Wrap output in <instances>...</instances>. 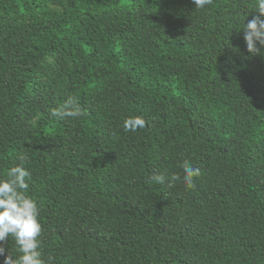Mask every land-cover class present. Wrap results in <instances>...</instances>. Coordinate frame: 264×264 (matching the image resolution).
Returning a JSON list of instances; mask_svg holds the SVG:
<instances>
[{
	"label": "trees",
	"instance_id": "16d2710c",
	"mask_svg": "<svg viewBox=\"0 0 264 264\" xmlns=\"http://www.w3.org/2000/svg\"><path fill=\"white\" fill-rule=\"evenodd\" d=\"M259 2L0 0V182L27 158L44 264H264Z\"/></svg>",
	"mask_w": 264,
	"mask_h": 264
},
{
	"label": "clouds",
	"instance_id": "9594fccd",
	"mask_svg": "<svg viewBox=\"0 0 264 264\" xmlns=\"http://www.w3.org/2000/svg\"><path fill=\"white\" fill-rule=\"evenodd\" d=\"M197 9L203 10L213 4V0H192ZM256 15L246 24L244 31V40L247 51L252 56L261 55L260 49H264V0L258 3ZM259 45V48L257 47ZM51 115L59 119H78L85 115V112L79 107L78 101L69 99L60 109L52 110ZM147 122L142 118H132L124 122V131L135 133L138 130H144ZM22 158L21 166L15 167L9 172V179L0 182V245L8 242L12 237L18 247V251L22 254L18 261H14L8 254L4 260V264H44L41 259L40 237L42 236V227L38 222L40 209L36 202L28 195L31 175L23 167ZM185 172L184 183L195 187L193 177H200L201 171L198 165L189 162L183 164ZM158 184H164L165 180L162 176L153 178ZM180 177L173 175L169 186L174 187L175 182ZM6 249L0 247V256L5 255Z\"/></svg>",
	"mask_w": 264,
	"mask_h": 264
}]
</instances>
